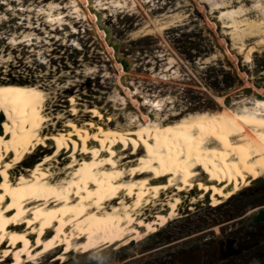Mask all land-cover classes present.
Returning <instances> with one entry per match:
<instances>
[{
    "label": "bare ground",
    "instance_id": "obj_1",
    "mask_svg": "<svg viewBox=\"0 0 264 264\" xmlns=\"http://www.w3.org/2000/svg\"><path fill=\"white\" fill-rule=\"evenodd\" d=\"M105 1L76 0L75 10L83 9L99 40L108 43L100 25ZM253 1L255 19L242 6L221 10L228 1L208 3L221 10L217 24L262 40L264 2ZM128 2L148 0H112L122 11ZM58 5L48 7L52 22L62 19L51 13ZM263 44L248 46L244 56L250 59ZM110 55L124 86V62ZM48 97L37 85L0 81V264H38L54 250L81 254L83 247L110 245L224 201L264 175V100L222 103L171 119L158 117L162 103L145 96L134 100L136 119H129L136 124H114L99 105L83 111L86 119L76 118L72 96L75 113L57 126Z\"/></svg>",
    "mask_w": 264,
    "mask_h": 264
},
{
    "label": "rangeland",
    "instance_id": "obj_2",
    "mask_svg": "<svg viewBox=\"0 0 264 264\" xmlns=\"http://www.w3.org/2000/svg\"><path fill=\"white\" fill-rule=\"evenodd\" d=\"M209 1H228L221 10L242 6L245 16L257 17L253 0H148L128 2L123 11L106 0L100 25L107 43L91 28V17L75 10L76 0H0V81L43 88L57 126L75 113L72 96L76 118L86 119L83 111L99 105L114 124H136L129 119H136L134 100L145 96L160 101L163 110H144L171 119L222 103L264 100V44L250 59L244 56L264 39L251 31L240 37L217 24L221 10L210 9ZM58 3L51 13L62 19L52 22L48 9ZM111 51L130 63L124 86ZM261 210L264 175L236 195L167 224L87 252L83 247L81 254L54 250L38 264H264V221L255 219Z\"/></svg>",
    "mask_w": 264,
    "mask_h": 264
},
{
    "label": "trees",
    "instance_id": "obj_3",
    "mask_svg": "<svg viewBox=\"0 0 264 264\" xmlns=\"http://www.w3.org/2000/svg\"><path fill=\"white\" fill-rule=\"evenodd\" d=\"M255 219L257 221H264V210H261L256 216Z\"/></svg>",
    "mask_w": 264,
    "mask_h": 264
},
{
    "label": "water",
    "instance_id": "obj_4",
    "mask_svg": "<svg viewBox=\"0 0 264 264\" xmlns=\"http://www.w3.org/2000/svg\"><path fill=\"white\" fill-rule=\"evenodd\" d=\"M123 62H124L125 69L128 70L130 68L129 62L126 59H124ZM249 91H250V89H247V92H249Z\"/></svg>",
    "mask_w": 264,
    "mask_h": 264
}]
</instances>
